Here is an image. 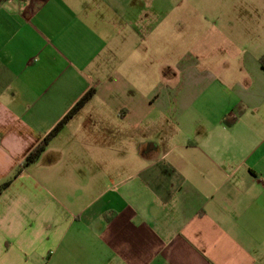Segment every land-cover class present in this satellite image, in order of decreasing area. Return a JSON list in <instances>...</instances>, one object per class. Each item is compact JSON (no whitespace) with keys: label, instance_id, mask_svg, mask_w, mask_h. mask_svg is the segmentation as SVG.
<instances>
[{"label":"crops","instance_id":"obj_1","mask_svg":"<svg viewBox=\"0 0 264 264\" xmlns=\"http://www.w3.org/2000/svg\"><path fill=\"white\" fill-rule=\"evenodd\" d=\"M183 1L0 0V264H264V0Z\"/></svg>","mask_w":264,"mask_h":264},{"label":"rangeland","instance_id":"obj_2","mask_svg":"<svg viewBox=\"0 0 264 264\" xmlns=\"http://www.w3.org/2000/svg\"><path fill=\"white\" fill-rule=\"evenodd\" d=\"M202 4H200V2L193 1L189 9L192 10L193 12H200L201 10L207 12L209 17H208V21L205 24L211 27L217 25L218 12H229L234 9H239L241 11L248 10V8H246L244 3H237L234 0H203ZM184 5H186V3L184 1L182 2V0H179L178 7L179 8L182 7L184 9Z\"/></svg>","mask_w":264,"mask_h":264},{"label":"trees","instance_id":"obj_3","mask_svg":"<svg viewBox=\"0 0 264 264\" xmlns=\"http://www.w3.org/2000/svg\"><path fill=\"white\" fill-rule=\"evenodd\" d=\"M93 91L88 92L69 112V114L53 129V131L26 157L24 161V166H29L39 160L45 149L47 148L49 142L56 137L59 132L64 128L67 122L83 108V106L88 102V100L93 96ZM20 169L17 170L13 179L20 174ZM12 181V180H11ZM11 181L6 183L4 186H8ZM3 186V187H4ZM2 187V188H3Z\"/></svg>","mask_w":264,"mask_h":264},{"label":"built area","instance_id":"obj_4","mask_svg":"<svg viewBox=\"0 0 264 264\" xmlns=\"http://www.w3.org/2000/svg\"><path fill=\"white\" fill-rule=\"evenodd\" d=\"M2 1H7V0H2ZM20 1H32V0H20Z\"/></svg>","mask_w":264,"mask_h":264}]
</instances>
